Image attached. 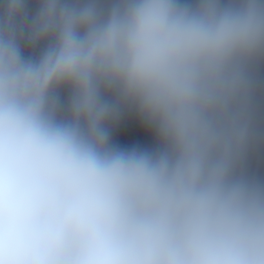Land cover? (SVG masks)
I'll list each match as a JSON object with an SVG mask.
<instances>
[{"label":"clouds","instance_id":"1","mask_svg":"<svg viewBox=\"0 0 264 264\" xmlns=\"http://www.w3.org/2000/svg\"><path fill=\"white\" fill-rule=\"evenodd\" d=\"M0 0V264H264V0Z\"/></svg>","mask_w":264,"mask_h":264}]
</instances>
